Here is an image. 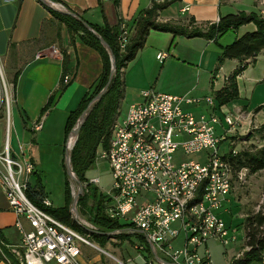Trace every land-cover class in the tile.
<instances>
[{
    "label": "built area",
    "instance_id": "obj_1",
    "mask_svg": "<svg viewBox=\"0 0 264 264\" xmlns=\"http://www.w3.org/2000/svg\"><path fill=\"white\" fill-rule=\"evenodd\" d=\"M55 7L68 11L59 1ZM121 27L120 46L124 47L130 31L125 23ZM42 54L44 51L38 56ZM165 57L164 52L156 54L160 62ZM62 81L68 82L69 76L65 74ZM12 101L13 83L6 79L0 61V112L7 121ZM200 103L208 107V114H195L188 109ZM238 114L227 112L221 119L215 113L212 95L187 98L152 88L141 91L140 99L128 105L125 116L115 118L108 146L100 154L107 160L112 176V189L105 195V212L124 226L113 234L141 233L152 260L160 264H212L208 256L197 255L196 248L208 238L224 244L236 239L217 210L227 200L232 183L244 182L247 177L245 168L234 170L219 150L240 118ZM217 126L221 131H217ZM41 127L40 119L32 125L34 131ZM174 135H184L185 139L174 141ZM179 147L185 153L206 150V162L175 164L172 154ZM33 168L27 159L13 157L8 144L0 152V182L10 209L17 216L15 226L20 236L18 243L6 245L19 264H78L81 255L78 243L98 247L87 239V234L63 223L27 198L25 188ZM88 182L98 183V179L91 178ZM40 202L52 206L47 197H42ZM69 211L76 215L72 207ZM176 240L182 246H174ZM139 248L145 252L144 244ZM242 253H236L233 259Z\"/></svg>",
    "mask_w": 264,
    "mask_h": 264
},
{
    "label": "rangeland",
    "instance_id": "obj_2",
    "mask_svg": "<svg viewBox=\"0 0 264 264\" xmlns=\"http://www.w3.org/2000/svg\"><path fill=\"white\" fill-rule=\"evenodd\" d=\"M48 1L54 7L57 4L55 0ZM242 3H251V0H243ZM242 3L236 2L233 8L245 9L244 6H241ZM253 3L256 5L257 13L264 16V0H254ZM182 26L188 28L203 27L205 29L203 25L190 21H187ZM241 32V29L238 31L229 30L223 33L216 42L211 41L204 46L205 41H202L198 37L183 38L170 32L151 29L145 45L125 68L124 93L120 101L118 119L125 116L128 105L134 101V97L137 94L150 88L187 98H202L212 95V91L222 85L224 77L229 74L234 64L233 60L225 59L220 65H217L216 60L217 55L220 53V45L230 43L235 35ZM120 48L123 49L124 47L120 46ZM158 51L166 53L163 62L155 58V54ZM202 55H204L205 61L200 64L199 57H202ZM216 67L217 70L214 74L213 71ZM6 79L11 82L7 76ZM237 84L239 95L241 96L238 98L240 101H238L243 104L241 108L236 110V105H239V103H235L236 105L230 103L222 107V110L218 109V113H216L217 115L223 114L224 116L226 111H230L234 115L238 112L240 116L235 125L230 128L229 137L227 136L219 146V150L222 153L231 146H234L236 150L245 148L250 144L264 146V50L257 56V60L237 77ZM204 106V104L200 103L198 105H190L188 109L195 114H208V111L203 109ZM258 111L260 112L257 114ZM4 119L6 129L4 139L1 137L0 152L4 151V148H2L3 141L5 146L9 143V139H11L10 153L14 157L12 149V146L16 142L14 131L11 128L9 136L10 118L8 121L6 118ZM224 128H227L226 124ZM216 129L220 131V128L217 127ZM184 139V135L173 136V140L177 142H181ZM63 141L61 139L58 142L59 144H43L39 149H36L37 156L35 159L38 161V165H36V170L33 168V172L28 177L27 183L34 184L35 178L39 177L44 189V196L50 200L52 206L58 207L65 204V181L67 178L70 190V199L68 200V207L70 209L72 199L78 191V185L66 174L64 162L65 144ZM102 151L103 148L99 146L96 150L93 166L85 173L87 180L82 182V184L85 188V184L90 183L88 180L96 178L98 179V183H92L93 186L97 187V192L100 191L106 195L112 189V176L107 160L100 156ZM20 155L18 154L17 157L21 158ZM172 156L175 164L183 161H194L202 164L206 162L207 151L201 150L194 153H185L179 147ZM34 172L37 175H34ZM84 190H86L85 194L87 193L90 198L86 202L84 209L76 205L77 214L71 215V217L75 221L77 220V223H81L82 227L98 230V226L93 223L87 212L92 203H94L93 197L87 192V188ZM230 193L227 195V199L230 196L229 200H226L228 202L229 213L219 212L226 227L236 234V239H231L229 243L224 244L217 239L208 238L196 248L197 255L200 257L208 256L212 264H230L236 253L244 252L242 221L253 210H257L259 207L262 208L261 206L264 201L262 200L264 196V169L247 174L244 182L234 181ZM93 195H95L94 192ZM85 209L86 213H83ZM113 232L109 234L110 237L107 242L99 244L92 239L91 232L86 231L88 235L87 239L98 248L78 243L77 245L81 250L82 257L86 261L94 259L97 261L96 264H149L150 260L153 261L151 264H160L156 260H152V254L146 247L144 248L145 252L140 251L139 246L143 245L141 240L130 235L123 239H118V235L113 234ZM4 246L12 254L10 247ZM174 246H182V242L180 243L179 241L178 243L176 240ZM0 254L3 260L10 264L9 259L2 252ZM262 261L264 262V252L260 261L251 264H263Z\"/></svg>",
    "mask_w": 264,
    "mask_h": 264
},
{
    "label": "crops",
    "instance_id": "obj_3",
    "mask_svg": "<svg viewBox=\"0 0 264 264\" xmlns=\"http://www.w3.org/2000/svg\"><path fill=\"white\" fill-rule=\"evenodd\" d=\"M58 1L89 23L114 25L119 20L125 24L131 23L142 10L150 8L153 2L162 0H118L117 3L114 0ZM242 1L173 0L159 11L158 20L183 25L192 19L193 23L204 25L217 22L220 16L230 12H257L254 0H251V3H242ZM236 2L244 4L241 6L245 9H234L233 5ZM51 20V14L38 0H0V61L7 78L11 82L14 79L9 136L12 128L16 140L12 146L14 156L21 154L22 158L32 163L34 170L38 165L35 159L37 148L39 149L43 144H59L61 139L65 144L67 138L66 140L64 138V124L67 114L74 110L84 94L91 90L93 82L102 70L101 57L95 49L84 44L77 35L72 36L63 24L59 25L56 33L57 22ZM248 28L250 26H242L238 30L241 29L243 32ZM198 38L205 41L204 46L213 41L203 37ZM52 48H55L57 53H54ZM62 50H65L68 56L65 72L69 76V81L66 83L62 81L64 70ZM40 51H44V54L38 56ZM231 60L234 61L232 71L238 62L235 59ZM204 61V55L200 56L199 63L202 64ZM139 99L140 93L134 97L133 102ZM238 100L227 104L239 103V105L235 104L236 110H239L243 104ZM227 104L218 106L215 101V113ZM203 109L208 110V107L204 106ZM227 112L231 113L230 111L225 113ZM218 116L223 118V114ZM4 118V113L0 112V141L1 137L4 139L6 129ZM38 119L42 121V127L34 131L32 125ZM9 140L8 147L11 150V139ZM3 146L4 141L2 148ZM227 201L217 210L219 216L220 212L229 213ZM16 219V214L8 205L5 188L0 182V228L8 244H16L20 239L15 226ZM22 223L27 226L23 220ZM77 260L78 264L97 263L94 259L86 261L82 255L78 256ZM0 264L8 263L0 257Z\"/></svg>",
    "mask_w": 264,
    "mask_h": 264
},
{
    "label": "trees",
    "instance_id": "obj_4",
    "mask_svg": "<svg viewBox=\"0 0 264 264\" xmlns=\"http://www.w3.org/2000/svg\"><path fill=\"white\" fill-rule=\"evenodd\" d=\"M58 1V0H55ZM117 3L118 0H114ZM170 1L162 0L153 2L150 8L142 10L131 23H126L128 30L131 32L128 42L123 49L120 48V38L122 32V20L114 25L104 23L103 25H95L83 20L81 17L76 18L57 10L46 7L51 14V22L56 21V33L59 25L63 24L67 31L78 38L86 45L95 49L102 61V70L91 86V90L87 91L79 101L77 107L67 114L64 124V138L68 137L71 129L76 125L79 115L87 108L92 98L106 84L110 68L111 55L115 59V72L111 81L101 95L89 108L85 120L81 124L78 135L72 148L69 151L71 171L77 179L85 182L86 171L91 168L95 162L96 150L99 146L103 149L107 148L110 138L111 126L115 118L120 113V101L124 93V72L128 63L132 61L137 52L145 45L147 36L151 29L157 31L170 32L173 35H183L185 37H203L208 40L216 41L223 33L232 30L237 31L242 26H250L240 34H236L234 39L226 44L220 45V53L217 56L216 63L220 65L225 59L237 60V66L224 77L222 85L218 89L212 91L216 104L218 106L227 104L239 98V89L237 77L253 64L256 57L264 49V16L257 12H230L220 16L219 20L214 23H205L203 27H186L169 22H160L158 13L165 8ZM87 22L94 32L89 31L83 24ZM193 22L192 19L189 20ZM59 35V33H58ZM98 36L106 43L104 46ZM64 70L62 77L66 74L65 68L68 56L65 50L61 51ZM217 70L214 69L213 73ZM215 74V73H214ZM214 76V75H213ZM14 84V79L12 81ZM223 158L228 161L234 170L245 168L247 174L255 173L264 169V146H256L250 144L245 148L236 150L234 146L228 148L223 153ZM34 175H37L34 172ZM92 183L85 184L87 192L93 197L94 203L88 209V214L94 224L98 226V230L92 231L90 235L92 239L99 244H104L109 239V234L116 229L123 228L117 219L110 218L105 212V195ZM83 189V190H84ZM95 195H93V192ZM86 190L79 195L77 204L81 208H85L86 202L90 198ZM25 195L34 204L43 208L46 212L59 219L63 223L73 227L75 230L86 234L87 229L79 225L72 217L69 211L70 190L69 183L65 181V204L63 206H44L40 201L44 197V189L40 178H35V183H27ZM258 210H253L243 219L244 247L242 256L233 259L230 264H251L260 261L264 252V202ZM86 213V209L83 210ZM118 239H123L130 235L141 240L148 249L145 238L141 233H118ZM8 244L2 229L0 228V252H2L10 261V264H19L17 259L7 251L4 245ZM0 257L1 254H0Z\"/></svg>",
    "mask_w": 264,
    "mask_h": 264
},
{
    "label": "water",
    "instance_id": "obj_5",
    "mask_svg": "<svg viewBox=\"0 0 264 264\" xmlns=\"http://www.w3.org/2000/svg\"><path fill=\"white\" fill-rule=\"evenodd\" d=\"M41 4H43L45 7H49L51 9H54V10H57L59 12H62V13H65L67 15H70V16H73V17H76V18H79L74 12H71V11H61L59 9H57L56 7L52 6L50 4V2L48 0H38ZM83 24L84 26L91 32H94L93 29L91 28V26L83 21ZM100 42L106 46V43L103 41V39H101L99 36H98ZM115 59H114V56L111 55V68H110V72H109V76H108V79H107V82L106 84L103 86V88L92 98L91 102L88 104L87 108L79 115L78 119H77V123L76 125L71 129L68 137H67V140L65 142V153H64V162H65V165H66V174L73 180L77 183L78 185V191L76 192V194L74 195L73 199H72V202H71V207L72 209L75 211V213H77V208H76V204H77V199L79 197L80 194H82L83 192V184L82 182L77 179L75 177V175L73 174V172L71 171V166H70V157H69V148H68V139L69 137H74L76 139L77 135H78V132H79V129L81 127V124L83 123V121L85 120V117L89 111V108L90 106L95 102L97 101L101 95L105 92V90L107 89L110 81H111V78L115 72ZM75 142V140H74ZM73 142V144H74ZM73 146V145H72ZM71 146V147H72ZM71 149V148H70Z\"/></svg>",
    "mask_w": 264,
    "mask_h": 264
},
{
    "label": "bare ground",
    "instance_id": "obj_6",
    "mask_svg": "<svg viewBox=\"0 0 264 264\" xmlns=\"http://www.w3.org/2000/svg\"><path fill=\"white\" fill-rule=\"evenodd\" d=\"M121 119V118H120ZM74 140H75V138L74 137H69V140H68V148H69V150H70V148H72L71 146H72V144H73V142H74ZM75 212V211H74ZM70 214H71V212H70ZM75 214H77V213H75ZM76 219V218H75ZM79 224V223H78ZM79 225H81V224H79ZM85 228V227H84ZM86 229V228H85Z\"/></svg>",
    "mask_w": 264,
    "mask_h": 264
}]
</instances>
